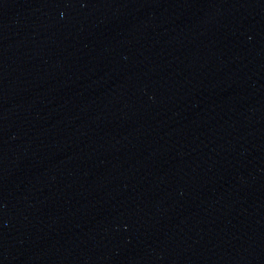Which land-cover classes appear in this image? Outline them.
<instances>
[{"label":"water","instance_id":"obj_1","mask_svg":"<svg viewBox=\"0 0 264 264\" xmlns=\"http://www.w3.org/2000/svg\"><path fill=\"white\" fill-rule=\"evenodd\" d=\"M0 264H264V0H0Z\"/></svg>","mask_w":264,"mask_h":264}]
</instances>
